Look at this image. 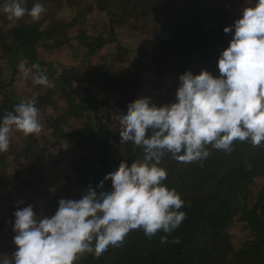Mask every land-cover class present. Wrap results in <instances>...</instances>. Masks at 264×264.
<instances>
[{
	"label": "trees",
	"instance_id": "16d2710c",
	"mask_svg": "<svg viewBox=\"0 0 264 264\" xmlns=\"http://www.w3.org/2000/svg\"><path fill=\"white\" fill-rule=\"evenodd\" d=\"M5 0H0L2 5ZM37 0H26L31 8ZM45 11L0 13V117L35 98L41 130L10 131L0 152V230L11 259L13 212L31 204L50 216L60 198L111 186L106 171L143 158L142 146L122 141L118 116L129 100L175 99L178 75L206 69L218 75L220 51L247 0H38ZM94 15V16H92ZM96 17V18H95ZM71 47L65 66L45 52ZM29 69L22 76L18 65ZM51 86L33 84L37 73ZM199 161L165 153L162 181L183 201L184 219L170 233L130 230L119 246L85 252L72 264H264V142L234 140L232 150L206 146ZM259 180L253 194L249 187ZM5 234V235H4ZM161 236L166 240L161 242Z\"/></svg>",
	"mask_w": 264,
	"mask_h": 264
},
{
	"label": "clouds",
	"instance_id": "9594fccd",
	"mask_svg": "<svg viewBox=\"0 0 264 264\" xmlns=\"http://www.w3.org/2000/svg\"><path fill=\"white\" fill-rule=\"evenodd\" d=\"M25 2L5 0L0 13L38 20L43 5L37 0L26 8ZM223 31H231V38L217 57L218 75L185 70L178 75L173 101L157 105L142 96L120 111L119 136L142 146L143 158L130 164L122 160L107 170L109 187H88L78 199L60 198L50 216L36 214L31 204L17 208L12 222L16 247L11 259L0 258V264H72L85 252L99 255L109 245L119 246L133 229L148 237L160 230L170 233L185 214L178 211L183 205L179 194L162 183L165 153L188 163L206 158L208 145L230 152L234 140L253 146L264 142V0H247ZM33 68L39 73L32 75L33 84L51 86L39 66ZM18 69L28 76L23 63ZM13 128L25 135L41 130L34 97L0 117V152L8 150Z\"/></svg>",
	"mask_w": 264,
	"mask_h": 264
},
{
	"label": "rangeland",
	"instance_id": "374dc122",
	"mask_svg": "<svg viewBox=\"0 0 264 264\" xmlns=\"http://www.w3.org/2000/svg\"><path fill=\"white\" fill-rule=\"evenodd\" d=\"M94 16V15H92ZM96 18V17H95ZM74 50H71V47H67L65 49H59V50H53V51H47L45 52V55L47 56V58H50L53 60V62L57 63V64H63L65 66H70V65H73L74 62H75V59H74V56H73V52ZM29 75V74H28ZM28 78V76L26 77ZM11 131H18L16 130L15 128H13ZM9 141L11 143H15L12 142L10 139ZM259 186V180L256 179L254 181V183H252L249 187V194H253L256 189L258 188ZM0 208H1V204H0ZM2 213V210L0 209V214ZM10 232H13L12 228L9 229ZM5 235V234H4ZM2 236V231L0 230V237ZM4 239L3 238H0V258H5L3 256V252H6L8 251V249L5 247V245L3 244L4 243Z\"/></svg>",
	"mask_w": 264,
	"mask_h": 264
}]
</instances>
